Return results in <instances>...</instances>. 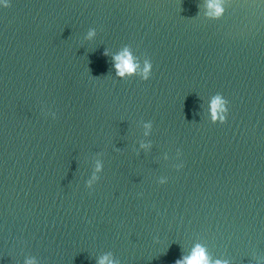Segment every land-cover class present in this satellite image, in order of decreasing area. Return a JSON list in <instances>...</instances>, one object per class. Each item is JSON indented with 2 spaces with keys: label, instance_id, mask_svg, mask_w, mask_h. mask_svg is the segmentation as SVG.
Returning <instances> with one entry per match:
<instances>
[{
  "label": "water",
  "instance_id": "obj_1",
  "mask_svg": "<svg viewBox=\"0 0 264 264\" xmlns=\"http://www.w3.org/2000/svg\"><path fill=\"white\" fill-rule=\"evenodd\" d=\"M197 247L264 264V0H0V264Z\"/></svg>",
  "mask_w": 264,
  "mask_h": 264
},
{
  "label": "clouds",
  "instance_id": "obj_2",
  "mask_svg": "<svg viewBox=\"0 0 264 264\" xmlns=\"http://www.w3.org/2000/svg\"><path fill=\"white\" fill-rule=\"evenodd\" d=\"M217 11L219 12L221 10L217 9ZM124 55L127 56L128 53L125 52ZM115 59L117 61H120V63L116 65L118 75H123L125 71H127L128 73L133 72V64L130 59H124L123 56H118ZM220 105H221V100L219 99V97H217L211 105L213 113H215L216 109ZM106 259L107 258H105L104 260H101L100 264H105ZM176 264H207V260H206V256H205L203 249L197 247L194 251V254L191 256V258H185V260L183 261H177Z\"/></svg>",
  "mask_w": 264,
  "mask_h": 264
}]
</instances>
